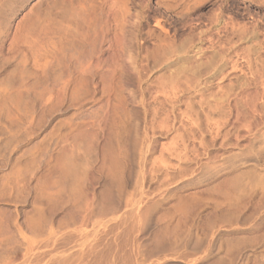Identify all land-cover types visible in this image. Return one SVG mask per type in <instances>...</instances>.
<instances>
[{"label":"rangeland","instance_id":"rangeland-1","mask_svg":"<svg viewBox=\"0 0 264 264\" xmlns=\"http://www.w3.org/2000/svg\"><path fill=\"white\" fill-rule=\"evenodd\" d=\"M0 264H264V0H0Z\"/></svg>","mask_w":264,"mask_h":264}]
</instances>
